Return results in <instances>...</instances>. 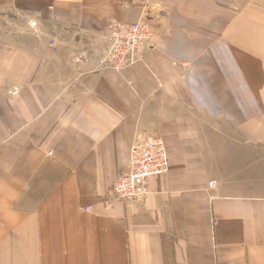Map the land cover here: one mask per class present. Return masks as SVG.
<instances>
[{
	"label": "crops",
	"instance_id": "obj_1",
	"mask_svg": "<svg viewBox=\"0 0 264 264\" xmlns=\"http://www.w3.org/2000/svg\"><path fill=\"white\" fill-rule=\"evenodd\" d=\"M138 134L167 170L127 203ZM0 264H264V0H0Z\"/></svg>",
	"mask_w": 264,
	"mask_h": 264
},
{
	"label": "built area",
	"instance_id": "obj_2",
	"mask_svg": "<svg viewBox=\"0 0 264 264\" xmlns=\"http://www.w3.org/2000/svg\"><path fill=\"white\" fill-rule=\"evenodd\" d=\"M105 39L107 48L100 67L120 70L141 60L144 49L153 42V35L144 18L128 24L112 20L105 27ZM166 170L167 157L162 137L138 134L129 148L126 170L113 183L111 191L123 202L140 203L148 194L147 178L163 174ZM213 184L211 181L208 185L211 187Z\"/></svg>",
	"mask_w": 264,
	"mask_h": 264
},
{
	"label": "rangeland",
	"instance_id": "obj_3",
	"mask_svg": "<svg viewBox=\"0 0 264 264\" xmlns=\"http://www.w3.org/2000/svg\"><path fill=\"white\" fill-rule=\"evenodd\" d=\"M30 23H31V24H29V25H31V26H34V25H35V22H34V21H31ZM108 23H109V22H108ZM108 23H107V24H108ZM119 24H121V23L119 22ZM144 50H145V49H144ZM141 60H142V58H141ZM138 62H139V61H138ZM108 69H112V68H108ZM123 69H124V68H123ZM113 70H116V69H113ZM120 70H122V69H120ZM208 186H209V185H208ZM209 188H210V186H209ZM36 200H37V199H36ZM26 202H27V201H25V203H23V201H22V202H21V205H22V206H23V205L27 206V205H26Z\"/></svg>",
	"mask_w": 264,
	"mask_h": 264
}]
</instances>
